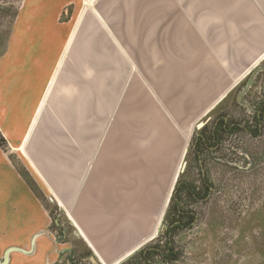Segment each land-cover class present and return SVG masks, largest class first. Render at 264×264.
<instances>
[{
  "label": "rangeland",
  "instance_id": "rangeland-1",
  "mask_svg": "<svg viewBox=\"0 0 264 264\" xmlns=\"http://www.w3.org/2000/svg\"><path fill=\"white\" fill-rule=\"evenodd\" d=\"M65 1L63 14L57 20L61 27L71 29L68 46L85 9L88 10L64 67L27 142L29 132L26 136L25 133L35 113L24 110L31 109L32 101H36L37 107L41 96L37 95L36 84L47 78L42 70L33 72L30 95L17 97L18 112L6 115L10 120L7 138L18 145L25 136L21 148L18 146L16 151L6 140L3 147L44 203L49 217L45 232L53 236L60 254L48 264H106L99 252L89 246L92 243L76 218L77 205L87 184L94 188L103 184L99 158L106 144L108 154L116 150L121 153L132 150L135 154L134 161L126 166L139 170L140 175L125 178L129 180L122 184L138 185L141 199L146 198V214L140 215L137 225L140 236L149 237L154 231L150 240L119 264H145L142 252L165 245L171 236L169 222L179 223L170 214L177 184L201 190L204 178L209 196L196 202L187 201L198 219L190 226L185 220L183 229L176 231L174 237L179 260L169 262L156 257L149 264H264V129L260 138L254 135L257 112L264 106V63L184 136L173 130L163 133L162 129H153L154 121L146 119H139L138 128H132L130 112L124 103L126 97L119 96L126 66L122 57L116 56L110 34L94 12L100 0H95L92 7L94 0ZM25 5L26 0H0V68L12 60L18 62L15 60L19 58L30 59L32 66L44 54L43 50L15 46L17 23ZM65 37L68 38L67 33ZM68 46L57 62L49 89L63 65ZM51 55L57 56V52ZM7 64V73L20 71V66ZM31 92H37V96L31 97ZM81 105L85 112L80 119L74 110L80 111ZM221 124L227 128L221 134L222 145L204 148L200 157L194 149L198 137L213 132ZM239 124L241 129L247 128L245 124L252 126L253 133L236 129ZM0 137L5 139L1 131ZM183 162L187 165L181 172ZM105 183L118 184L111 177ZM94 197L99 201V194Z\"/></svg>",
  "mask_w": 264,
  "mask_h": 264
},
{
  "label": "crops",
  "instance_id": "crops-1",
  "mask_svg": "<svg viewBox=\"0 0 264 264\" xmlns=\"http://www.w3.org/2000/svg\"><path fill=\"white\" fill-rule=\"evenodd\" d=\"M64 1L26 0L15 46L43 50L44 56L32 66L30 59L10 61L9 65L20 66L18 73H7V62L0 68V131L15 150L29 132L28 142L88 10L68 46L71 29L61 27L57 20ZM94 12L126 66L119 96L126 97L132 128H138L139 119H146L154 121L153 129L184 136L264 63V0H100ZM66 46L63 65L49 89ZM38 69L48 81L40 79L36 84L39 93L31 92V97L37 93L41 99L37 107L32 101L31 109L24 110L35 114L21 143L14 145L7 138L10 120L6 115L18 112L16 98L29 94L33 72ZM83 108L74 113H84ZM134 155L132 150L108 154L107 144L103 146L99 158L103 184L99 188L87 184L77 205L76 218L92 243L88 244L106 264L131 256L154 234L140 236L138 231L140 218L146 214V198L141 199L139 186L122 184L129 180L125 178L140 175L127 164L134 161ZM107 177L118 184L105 183ZM48 219L31 181L0 146V264L55 262L60 254L53 236L45 232Z\"/></svg>",
  "mask_w": 264,
  "mask_h": 264
},
{
  "label": "trees",
  "instance_id": "trees-1",
  "mask_svg": "<svg viewBox=\"0 0 264 264\" xmlns=\"http://www.w3.org/2000/svg\"><path fill=\"white\" fill-rule=\"evenodd\" d=\"M263 112V118H264V110ZM257 119V118H256ZM255 119V121H256ZM224 124V122L222 123ZM222 124L220 126H216L215 129H213V132L210 133H205L203 134V136L207 139H211V138H215L216 136L221 138V134L225 133L226 129V125L222 126ZM247 128H239L237 127L236 129L242 130V131H249V133H253L254 129L252 126L245 124ZM256 127V131L257 134L260 135V130L264 129V120L262 122V128H259V125H254ZM241 127V126H240ZM203 141V140H201ZM204 144V143H202ZM0 146L4 147L5 146V139L0 137ZM204 147V145H203ZM195 149V153H198V150L200 149V147L198 146V144L194 147ZM207 182V178L203 179V188L201 190H196L194 187L192 186H188V185H184L183 184H177L176 187V193L173 196V209L171 210L170 214H174L175 217H177L179 219V223L178 224H174L172 222H169V229H168V235H171L170 237H167V240L165 242L164 246L159 245L158 247H153L150 248L148 251H144L141 254V258L143 259V261L145 262V264H149L150 262H152L156 257L161 258L163 261H169V262H175L177 260H179V255L175 254V241H174V237L176 235V231H178L179 229H183V225L184 221L187 220V225L190 226L192 225L197 219V213L196 211H194L193 209H190L188 206V202L187 201H192V202H196L198 201V199L204 200L205 198H207L209 196L210 190L208 189V184ZM171 225H173L174 227H172Z\"/></svg>",
  "mask_w": 264,
  "mask_h": 264
},
{
  "label": "flooded vegetation",
  "instance_id": "flooded-vegetation-1",
  "mask_svg": "<svg viewBox=\"0 0 264 264\" xmlns=\"http://www.w3.org/2000/svg\"><path fill=\"white\" fill-rule=\"evenodd\" d=\"M264 110V106H263V108L260 110V111H258L257 112V119H256V124L257 125H259L260 127L259 128H262L261 126H262V122H263V120H264V118H263V111ZM217 126V125H216ZM220 126V125H219ZM239 126H241L240 124L237 126V127H239ZM232 127V126H231ZM236 127V128H237ZM243 128H244V126H243ZM227 129V128H226ZM229 129H230V127H229ZM232 129V128H231ZM248 131V130H247ZM249 132V131H248ZM258 133H260V135L259 134H257V132H254V135L256 136V137H259L260 138V136H261V134H262V129L260 130V132H258ZM201 140H203V141H201ZM202 143H204V144H202ZM196 144H198V146L200 147V149L198 150V155L200 156V157H202V153H203V149L204 148H206V147H214L215 149L216 148H218L220 145H222V139L220 138V137H218V136H216L214 139L213 138H209V139H207V137L205 138L204 136H203V134H201L199 137H198V139H197V143ZM203 145H204V147H203ZM205 170L202 168V175H204L205 176Z\"/></svg>",
  "mask_w": 264,
  "mask_h": 264
},
{
  "label": "water",
  "instance_id": "water-1",
  "mask_svg": "<svg viewBox=\"0 0 264 264\" xmlns=\"http://www.w3.org/2000/svg\"><path fill=\"white\" fill-rule=\"evenodd\" d=\"M186 165H187V163H186V162H183V164H182V168H181V172L184 171ZM177 180H178V179H177ZM176 183H177V182H176ZM176 183L174 184V187H175ZM174 187H173V188H174ZM173 190H174V189H172V192H173ZM172 192L170 193V197H169V201H168V203L170 202V198L172 197ZM166 208H167V206H166ZM94 251H95V250H94ZM135 251H137V250H135ZM131 255H132V254H131ZM128 257H130V256H127L126 258H124L123 260H121L120 262H118L117 264L121 263L122 261H124V260L127 259Z\"/></svg>",
  "mask_w": 264,
  "mask_h": 264
},
{
  "label": "bare ground",
  "instance_id": "bare-ground-1",
  "mask_svg": "<svg viewBox=\"0 0 264 264\" xmlns=\"http://www.w3.org/2000/svg\"><path fill=\"white\" fill-rule=\"evenodd\" d=\"M90 1V0H89ZM92 1V0H91ZM90 1V2H91ZM94 2V1H93ZM93 2H92V4H93ZM90 4V3H89ZM86 5V4H85ZM88 5V4H87ZM91 6V5H90ZM84 9V8H83ZM70 33H72V32H70ZM21 148V147H20ZM21 152H22V149H21ZM178 174V173H177ZM177 176V175H176ZM83 235V234H82ZM84 236V235H83Z\"/></svg>",
  "mask_w": 264,
  "mask_h": 264
}]
</instances>
